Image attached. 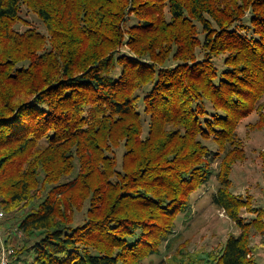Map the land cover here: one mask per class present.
<instances>
[{
	"label": "trees",
	"instance_id": "1",
	"mask_svg": "<svg viewBox=\"0 0 264 264\" xmlns=\"http://www.w3.org/2000/svg\"><path fill=\"white\" fill-rule=\"evenodd\" d=\"M23 5L47 33L16 28ZM263 96L264 0H0V201L26 236L13 263L169 254L216 175L242 232L172 263L257 264L230 174Z\"/></svg>",
	"mask_w": 264,
	"mask_h": 264
},
{
	"label": "rangeland",
	"instance_id": "2",
	"mask_svg": "<svg viewBox=\"0 0 264 264\" xmlns=\"http://www.w3.org/2000/svg\"><path fill=\"white\" fill-rule=\"evenodd\" d=\"M21 15L22 19L16 24L17 29L23 31L28 25H32L45 33L48 32L44 22L26 5H23ZM216 61L223 64V55ZM148 129L149 125L146 124V133ZM237 134L242 140L245 158L233 166L230 174L231 189L235 194L250 201L248 206L241 210L240 215L242 220L248 223L245 228L250 232L254 259L257 264H264V96L251 114L240 120ZM206 142L211 147L216 145L213 141ZM215 165L218 166L219 161L215 162ZM218 184L217 176L214 175L210 182L193 193L188 214L182 213L177 219L174 236L178 235L176 238L180 236L181 238L172 243L171 248L174 249L168 254L164 244L161 253L148 257L144 264H173L175 256L179 259L183 257L182 263H187L189 255H181L182 250L199 260L206 252L212 251L216 254L230 234L238 235L242 232L241 225L214 204L213 195ZM0 206L4 211V217L0 219L2 239L8 247L15 246L19 249L26 236L17 231L15 219H10L7 214L5 217L1 201ZM22 256L25 257L26 254Z\"/></svg>",
	"mask_w": 264,
	"mask_h": 264
},
{
	"label": "built area",
	"instance_id": "3",
	"mask_svg": "<svg viewBox=\"0 0 264 264\" xmlns=\"http://www.w3.org/2000/svg\"><path fill=\"white\" fill-rule=\"evenodd\" d=\"M4 217V211L0 206V219ZM15 254V249L13 247H8L5 245L2 239V229L0 226V264H14L12 257Z\"/></svg>",
	"mask_w": 264,
	"mask_h": 264
}]
</instances>
